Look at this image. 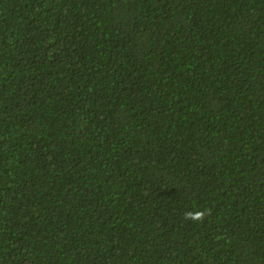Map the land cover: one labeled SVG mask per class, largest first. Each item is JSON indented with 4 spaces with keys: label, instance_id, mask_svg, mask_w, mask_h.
<instances>
[{
    "label": "trees",
    "instance_id": "1",
    "mask_svg": "<svg viewBox=\"0 0 264 264\" xmlns=\"http://www.w3.org/2000/svg\"><path fill=\"white\" fill-rule=\"evenodd\" d=\"M0 264H264V0H0Z\"/></svg>",
    "mask_w": 264,
    "mask_h": 264
},
{
    "label": "clouds",
    "instance_id": "2",
    "mask_svg": "<svg viewBox=\"0 0 264 264\" xmlns=\"http://www.w3.org/2000/svg\"><path fill=\"white\" fill-rule=\"evenodd\" d=\"M204 216H205L204 212H196V213L186 212L185 213V219H191L193 221L203 220Z\"/></svg>",
    "mask_w": 264,
    "mask_h": 264
}]
</instances>
